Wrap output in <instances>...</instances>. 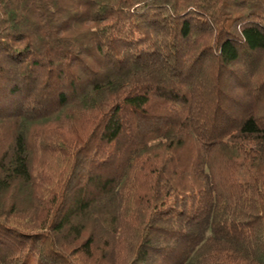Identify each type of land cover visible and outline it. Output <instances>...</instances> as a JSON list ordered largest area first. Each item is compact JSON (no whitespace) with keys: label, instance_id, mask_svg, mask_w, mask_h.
I'll list each match as a JSON object with an SVG mask.
<instances>
[{"label":"trees","instance_id":"obj_1","mask_svg":"<svg viewBox=\"0 0 264 264\" xmlns=\"http://www.w3.org/2000/svg\"><path fill=\"white\" fill-rule=\"evenodd\" d=\"M0 264H264V0H0Z\"/></svg>","mask_w":264,"mask_h":264}]
</instances>
